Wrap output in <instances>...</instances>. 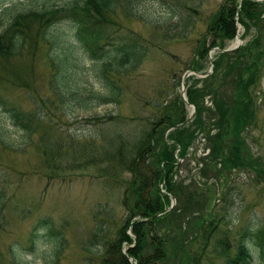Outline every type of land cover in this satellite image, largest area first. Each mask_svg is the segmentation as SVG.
<instances>
[{
    "label": "rangeland",
    "instance_id": "1",
    "mask_svg": "<svg viewBox=\"0 0 264 264\" xmlns=\"http://www.w3.org/2000/svg\"><path fill=\"white\" fill-rule=\"evenodd\" d=\"M67 1L0 0V18L5 23L19 12ZM164 1L142 0L137 6L151 20L160 23L156 28L117 15V25L131 29L148 47L146 58L136 70L121 76L124 94L119 106L60 110L49 80L51 66L46 61V47L39 41L27 43L24 53L9 64L0 61V73L7 77L8 71L16 72L12 76L20 83H5L2 92L28 114L35 110L43 113L33 118L31 140L25 143L21 132L15 130L8 115L0 110V131L4 136L9 132L17 146L0 144V190L4 196L0 212V257L8 260V250L15 246L21 250L19 260L23 264H51L54 244L50 238H45L44 233L39 241L31 242L32 233L42 228L39 223L46 221L63 241L56 264H101L103 240L122 223L121 193L129 180L127 172L119 174L114 166V150L122 140H126L124 146L129 149L133 138L151 120L148 117L158 118L166 111L164 105L182 100L181 80L193 57L195 40L200 39L208 19L223 2ZM60 27L65 31L71 29L66 22ZM118 30L114 28L115 32ZM242 31L241 28L244 44L251 42L255 32L243 37ZM260 36L258 45H263L264 50V32ZM73 46L76 48L75 43ZM74 57L80 65L75 69V80L85 76L87 88L92 86L94 92L105 94L97 75L100 62H92L78 52ZM260 65L259 77L251 89L256 97L255 120L241 134L258 165L253 169H224L220 163L222 154L216 158L210 156L206 161L216 172L211 178L206 163L201 161L209 153L207 139L198 134L175 176V181L191 185V192H200L204 217L210 219L215 214L222 218L200 264H222L218 255L220 239H227L232 252L245 227L264 226V175L254 170L264 171V60ZM192 78L187 88L200 89L201 78ZM203 99L204 107L211 108L210 97ZM190 111L184 105L183 114L188 116ZM208 128L211 134L216 132L211 126ZM94 232L98 240L92 252H84L83 247ZM247 246L252 255L251 264L253 261L264 264V256L256 247L251 242Z\"/></svg>",
    "mask_w": 264,
    "mask_h": 264
},
{
    "label": "trees",
    "instance_id": "2",
    "mask_svg": "<svg viewBox=\"0 0 264 264\" xmlns=\"http://www.w3.org/2000/svg\"><path fill=\"white\" fill-rule=\"evenodd\" d=\"M141 1L68 0L62 5H42L38 9L19 12L5 23L0 18V61L9 64L24 53L27 43L39 41L46 47V61L51 66L49 80L60 110L106 104L119 106L124 94L121 76L136 70L146 58L148 47L131 29L117 25V15L154 28L160 25L137 9ZM62 22L71 29H62ZM236 23L243 28V37L252 31L255 35L251 42L231 53H216L212 74L201 79L203 86L186 89L187 101L196 109L192 121L164 138L166 129L186 118L184 103L177 99L169 106L164 105L166 111L158 118L148 117L151 120L132 139L129 149L124 146L126 140H122L114 150V166L119 174L127 172L129 180L121 193L123 220L116 230L110 231L113 233L109 238L103 240L101 264H131L130 258L134 264H200L208 241L222 218L215 214H211L210 219L204 217V199L200 192H191V185L175 181L177 171L182 168L179 159L185 158L198 134L207 139L209 153L201 161L206 163L205 169L211 178L216 172L206 161L210 156L216 158L222 154L220 163L224 169H253L258 165L241 134L255 120L256 97L251 89L264 60L263 45L259 46L257 41L264 32V0H223L208 19L200 39L195 40L187 70L205 71L208 51L214 47L223 49L234 40ZM114 28L119 30L115 32ZM77 52L92 62H100L97 75L105 94L94 92L92 86L87 88L85 76L75 80V69L80 66L78 58L74 57ZM12 73L16 72L8 71L7 77L0 73V110L8 115L15 130L21 132L24 142L28 143L33 133L32 120L42 112L35 110L28 114L2 92L5 83L20 84ZM191 80L194 78L189 77L187 82ZM205 96L210 97L211 108L204 107ZM209 126L216 132L211 134ZM9 134L4 136L0 131V144L16 148ZM254 170L264 175L263 170ZM161 184L162 188L159 187ZM169 196L176 198V206L165 212L170 206ZM3 202L0 190V212ZM39 226L48 229L44 237L54 244L50 255L51 264H56L63 244L61 235L54 234L46 221ZM128 229L133 237L128 234ZM242 234L232 252L226 238L219 240L218 255L222 264H251L252 256L247 246L250 242L264 255V226L249 225ZM97 237L94 232L83 247L84 252H92ZM39 240L34 231L31 242ZM130 245L124 254L123 248ZM14 247L8 250V260L0 257V264H23L19 260L21 250Z\"/></svg>",
    "mask_w": 264,
    "mask_h": 264
},
{
    "label": "water",
    "instance_id": "3",
    "mask_svg": "<svg viewBox=\"0 0 264 264\" xmlns=\"http://www.w3.org/2000/svg\"><path fill=\"white\" fill-rule=\"evenodd\" d=\"M240 44H241V41L238 39V36H237V37H236V42H235V44H233L230 48H228L227 50H224V51H225V52H227V51H233V50H235ZM214 51H217V49H213V50H211L210 53H212V52H214ZM224 51H223V52H224ZM210 53H209V64H210L209 71H208L207 73H205V74H199V73H195V72H187V73H185L184 76H183V81H182V83H184L185 78L188 77L189 75H194V76H196V77H205V76H207L209 73H211V69H212V61H211V58H210ZM182 98H183L184 102H186L185 97H184V87H183V92H182ZM177 127H179V125H176V126L170 128V129H168L167 132H169V131H171V130L177 128ZM171 200H172V205H174V199L172 198Z\"/></svg>",
    "mask_w": 264,
    "mask_h": 264
},
{
    "label": "clouds",
    "instance_id": "4",
    "mask_svg": "<svg viewBox=\"0 0 264 264\" xmlns=\"http://www.w3.org/2000/svg\"><path fill=\"white\" fill-rule=\"evenodd\" d=\"M47 227L45 226V227H42V228H39V229H37V232H36V235H37V237H39V236H41V235H43L44 233H46L47 232ZM252 264H254V261L252 262Z\"/></svg>",
    "mask_w": 264,
    "mask_h": 264
}]
</instances>
